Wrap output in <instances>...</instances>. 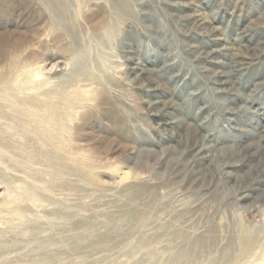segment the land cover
Segmentation results:
<instances>
[{
    "label": "rangeland",
    "instance_id": "obj_1",
    "mask_svg": "<svg viewBox=\"0 0 264 264\" xmlns=\"http://www.w3.org/2000/svg\"><path fill=\"white\" fill-rule=\"evenodd\" d=\"M0 264H264V0H0Z\"/></svg>",
    "mask_w": 264,
    "mask_h": 264
}]
</instances>
